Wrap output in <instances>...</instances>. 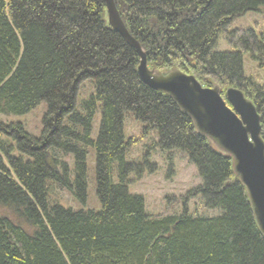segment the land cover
Wrapping results in <instances>:
<instances>
[{"label": "trees", "instance_id": "obj_1", "mask_svg": "<svg viewBox=\"0 0 264 264\" xmlns=\"http://www.w3.org/2000/svg\"><path fill=\"white\" fill-rule=\"evenodd\" d=\"M147 64L193 74L224 91L237 87L260 114L264 84L244 73L243 54L264 71V33L228 29L264 0H114ZM231 46L216 51L218 35ZM138 54L108 23L104 0H0V115H23L46 102L39 136L0 121V264H264V236L231 159L195 131L170 96L137 72ZM95 92L76 106L78 85ZM100 122L92 138V121ZM126 111L157 131L143 161H125ZM87 146L95 151L100 208L73 209L50 199L54 185L87 198ZM180 150L201 183L182 197L179 214L154 217L128 191V176L149 150ZM71 155L72 164L65 157ZM200 196L213 216L192 215Z\"/></svg>", "mask_w": 264, "mask_h": 264}, {"label": "rangeland", "instance_id": "obj_2", "mask_svg": "<svg viewBox=\"0 0 264 264\" xmlns=\"http://www.w3.org/2000/svg\"><path fill=\"white\" fill-rule=\"evenodd\" d=\"M239 27H251L257 33H264V7L257 11H248L241 16L234 17L228 29L231 30ZM214 49L216 51H230L232 48L223 38L222 34H219ZM243 70L246 75L264 84V71L258 67L248 53L243 54ZM200 84L202 87L207 86L202 82H200ZM94 92L95 87L92 80L90 78L83 80L78 85L76 106L79 107L81 101L88 98ZM45 110L46 102L43 101L23 115H0V121L6 123L10 121L20 122L28 133L39 136ZM99 122L100 108L98 105L92 121V138H95L97 135ZM123 126L125 139L129 142L125 161L132 163L142 162L148 146L151 145L154 140L158 139L157 131L151 129L147 134H144L143 124L135 119L130 111L124 113ZM86 149V202L83 204L74 199L67 190L56 185H54V188L50 192V199L63 205L70 206L73 209L97 210L100 208V202L95 192V151L91 146H87ZM149 153V160L154 163V168L152 167L153 170L151 171L147 165H144V169H142L140 173L137 170L130 172L128 176V191L143 196L145 211L149 215L158 217L179 214L183 209L182 197L191 188L201 183L197 168L188 161L187 156L180 150L161 151L159 148H156L155 150H149ZM64 160L69 164L73 162L71 155L65 157ZM188 209L192 215L205 216H213L220 211L218 208H207L199 195L188 201Z\"/></svg>", "mask_w": 264, "mask_h": 264}, {"label": "water", "instance_id": "obj_3", "mask_svg": "<svg viewBox=\"0 0 264 264\" xmlns=\"http://www.w3.org/2000/svg\"><path fill=\"white\" fill-rule=\"evenodd\" d=\"M104 2L109 25L136 49L141 79L170 96L191 118L195 131L231 159L233 173L245 189L255 223L264 236V141L254 103L237 87L224 91L216 84L202 87L193 74L176 67L161 71L149 67L146 52L128 31L114 0Z\"/></svg>", "mask_w": 264, "mask_h": 264}, {"label": "bare ground", "instance_id": "obj_4", "mask_svg": "<svg viewBox=\"0 0 264 264\" xmlns=\"http://www.w3.org/2000/svg\"><path fill=\"white\" fill-rule=\"evenodd\" d=\"M155 90V89H154Z\"/></svg>", "mask_w": 264, "mask_h": 264}]
</instances>
